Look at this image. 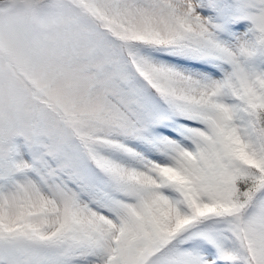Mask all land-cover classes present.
Masks as SVG:
<instances>
[{"label":"snow or ice","instance_id":"6c2138e0","mask_svg":"<svg viewBox=\"0 0 264 264\" xmlns=\"http://www.w3.org/2000/svg\"><path fill=\"white\" fill-rule=\"evenodd\" d=\"M0 264H264V0H0Z\"/></svg>","mask_w":264,"mask_h":264}]
</instances>
